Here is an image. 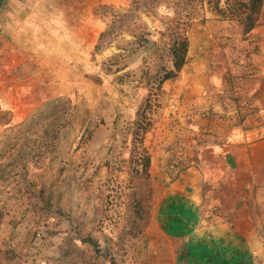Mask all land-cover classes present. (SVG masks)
<instances>
[{
    "label": "rangeland",
    "instance_id": "374dc122",
    "mask_svg": "<svg viewBox=\"0 0 264 264\" xmlns=\"http://www.w3.org/2000/svg\"><path fill=\"white\" fill-rule=\"evenodd\" d=\"M242 1L49 0L45 42L20 56L0 38V248L18 252L0 264H173L187 250L165 230L193 213L198 226L187 242L220 239L209 227L240 226L264 253V193L244 201L225 166V149L257 112L249 71L264 47V0L248 34ZM179 33L188 40L185 64L156 88L170 67L166 42ZM39 191L69 222L41 208ZM176 193H194L197 205ZM181 225L175 231L185 235Z\"/></svg>",
    "mask_w": 264,
    "mask_h": 264
},
{
    "label": "crops",
    "instance_id": "0c3cea01",
    "mask_svg": "<svg viewBox=\"0 0 264 264\" xmlns=\"http://www.w3.org/2000/svg\"><path fill=\"white\" fill-rule=\"evenodd\" d=\"M48 8L49 0H9L0 13V38L2 44L5 43L4 40L8 41L7 48L9 47V51L13 50L14 54L17 51L18 55H20L18 51L28 50L31 48L29 45L33 41L40 40L45 42L47 37L44 35H48L51 26L47 19L48 17H44ZM260 35L264 38V28L261 30ZM1 54L3 55L5 52L2 51ZM257 57L261 59L255 65L257 69H250L249 71L253 79H255V97L253 98V103L257 107L255 119L247 120L246 122H250L251 125H246L247 128L237 132L234 144L225 149L227 155L225 166L227 169L234 170L235 183L245 193L242 196L243 200L253 203L260 200V197H258L260 192L264 193V47L261 48ZM181 73L184 72L181 71ZM185 74L189 80H192L191 84L194 89H202L201 86L196 87L194 74L196 75L198 72L195 69H188ZM203 74H205L204 80H207V84L213 81L210 76L212 74L211 71H204ZM256 118L258 119L257 121H255ZM172 187L175 189L174 185ZM245 189L246 192H244ZM173 196H177L175 197L177 200L178 198L185 200L184 202L188 204L194 203L193 208L198 202L194 193L187 196L176 193ZM176 214L177 212L173 213L174 217L178 216ZM180 216L178 218L184 224L179 221L176 227H171V229L165 231L167 234L172 232V236H168L169 239L182 240L184 249L205 250L210 252L209 254L215 255L222 262L229 260L237 262L239 260L244 264H264V253L261 252L260 243L257 241L252 242L251 239L249 240V236L243 239L241 235L243 231L240 226H236L235 229L232 227L210 229L211 227H209L207 231L210 235L212 233L219 235L220 239L213 240L209 237L208 239L211 238V241H207V239L206 241L187 242L186 240L191 238L198 226L197 216L196 213L190 216L184 215L185 217L181 216V218ZM186 224H188V233L180 235L178 232L180 225L183 227ZM183 228L186 227L184 226ZM175 229L178 231L176 232ZM231 234L232 236H230ZM174 262L173 264H200L197 258L190 255L185 257L184 260L178 256L174 259Z\"/></svg>",
    "mask_w": 264,
    "mask_h": 264
},
{
    "label": "trees",
    "instance_id": "16d2710c",
    "mask_svg": "<svg viewBox=\"0 0 264 264\" xmlns=\"http://www.w3.org/2000/svg\"><path fill=\"white\" fill-rule=\"evenodd\" d=\"M9 0H0V13L3 10V8L7 5ZM263 4V0H244L239 3L240 8V21L242 23V32L243 34L250 33L254 27L257 25V16L259 15V12L261 11V7ZM217 8V6H216ZM218 10V9H217ZM105 32H102L99 34L97 38V42L95 44V48L99 47V44L102 42V38L104 36ZM140 40H137L138 43ZM187 46H188V40L187 37L181 33L171 37L165 45V53L168 59V62L170 64L169 70L164 71V73L161 75L160 78L156 80V88L159 87V85L166 80L172 79L175 77V75L181 70L182 66L185 64L186 59V52H187ZM165 69V68H164ZM46 105V104H44ZM65 117V121L63 122L62 126L67 125L69 122V117ZM67 121V122H66ZM142 133L146 131L145 128L141 129ZM59 132V131H58ZM87 132V137L90 135V133L85 129L83 131ZM136 137V135H135ZM51 142L49 144V148L53 146V142L57 139V133L53 134V136L50 138ZM141 174L143 177L148 178V169H149V155L143 151L141 156ZM36 202L41 206V208L48 213H54L57 217L65 219L67 222H69V218L66 214L61 212L59 209L56 208H50L48 205V200H44L41 196V191L36 192L35 195ZM143 206H142V200L136 199V207L134 209V213L136 215V220L141 221L142 220V213H143ZM3 218L2 213L0 212V220ZM136 234H139V231L136 232ZM135 234V235H136ZM81 241L88 245L93 251H96V242L94 240H91L89 238H83ZM2 248V249H1ZM0 248V258L4 260H11L16 256L18 253L16 251L14 244H5L1 243ZM187 250V256H192L194 258H197L200 261V264H244L242 261H235V260H229L222 262L219 258H217L215 255L209 254L210 252L207 251H197L196 249H186Z\"/></svg>",
    "mask_w": 264,
    "mask_h": 264
}]
</instances>
